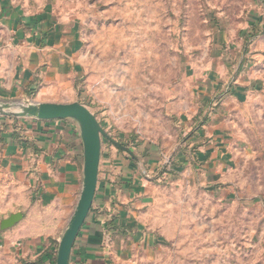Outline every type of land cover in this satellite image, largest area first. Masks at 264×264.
<instances>
[{
  "label": "rangeland",
  "instance_id": "obj_1",
  "mask_svg": "<svg viewBox=\"0 0 264 264\" xmlns=\"http://www.w3.org/2000/svg\"><path fill=\"white\" fill-rule=\"evenodd\" d=\"M8 2L61 30L64 76L0 103H80L131 166L111 212L134 226L112 244L134 264H264V0Z\"/></svg>",
  "mask_w": 264,
  "mask_h": 264
},
{
  "label": "crops",
  "instance_id": "obj_2",
  "mask_svg": "<svg viewBox=\"0 0 264 264\" xmlns=\"http://www.w3.org/2000/svg\"><path fill=\"white\" fill-rule=\"evenodd\" d=\"M62 34L51 29L49 17L30 18L15 4L0 0V98L33 82L51 92V84L64 76L63 68L52 64L59 54L51 49ZM68 120L0 119V222L11 214L23 215L13 228L0 230V264H57L84 181L81 133ZM113 157L102 147L95 200L70 264H134L123 234L112 244L113 224L134 226L119 207L111 212L114 197L127 189L121 172L131 167Z\"/></svg>",
  "mask_w": 264,
  "mask_h": 264
},
{
  "label": "water",
  "instance_id": "obj_3",
  "mask_svg": "<svg viewBox=\"0 0 264 264\" xmlns=\"http://www.w3.org/2000/svg\"><path fill=\"white\" fill-rule=\"evenodd\" d=\"M17 106L19 110L12 109ZM0 116L39 121H58L71 119L78 123L84 146V181L82 193L76 210L67 226L59 245L57 264H70L73 248L83 228L96 196L100 160L102 154L101 128L95 115L80 103H22L13 105L0 103ZM116 146L123 148L120 144ZM23 220L21 213L11 214L0 222V230L6 231Z\"/></svg>",
  "mask_w": 264,
  "mask_h": 264
},
{
  "label": "trees",
  "instance_id": "obj_4",
  "mask_svg": "<svg viewBox=\"0 0 264 264\" xmlns=\"http://www.w3.org/2000/svg\"><path fill=\"white\" fill-rule=\"evenodd\" d=\"M3 119H6V118H3ZM15 121V120H14ZM4 125V124H3Z\"/></svg>",
  "mask_w": 264,
  "mask_h": 264
}]
</instances>
